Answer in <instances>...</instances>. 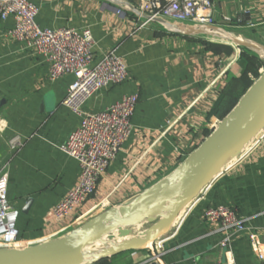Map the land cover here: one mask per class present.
Masks as SVG:
<instances>
[{"label": "crops", "instance_id": "obj_1", "mask_svg": "<svg viewBox=\"0 0 264 264\" xmlns=\"http://www.w3.org/2000/svg\"><path fill=\"white\" fill-rule=\"evenodd\" d=\"M28 1L38 7L36 22L42 28H89L94 61L110 50L124 61L125 81L94 93L83 111H100L129 93H136L138 100L130 132L95 192L69 216L48 221L51 208L79 175L77 162L59 149L79 122L62 104L73 77L50 81L47 61L10 37L12 17L0 19V172L8 173L7 197L17 211L18 240L23 244L64 235L171 173L225 116L219 119L211 111L231 74L244 70L247 57L260 61L258 74L264 69V0H211L213 25L157 17L140 28L145 15L138 10V0ZM240 39L255 42L257 51ZM12 135L22 141L14 150L7 145ZM216 206L246 218L264 251L260 148L223 171L183 210L177 227L161 238L162 264H264L242 233H234L228 246H219L218 224L203 217L206 208ZM146 226H135L132 234ZM153 243L91 264H140L154 254Z\"/></svg>", "mask_w": 264, "mask_h": 264}, {"label": "built area", "instance_id": "obj_2", "mask_svg": "<svg viewBox=\"0 0 264 264\" xmlns=\"http://www.w3.org/2000/svg\"><path fill=\"white\" fill-rule=\"evenodd\" d=\"M138 10L145 15V22L138 28L144 27L157 17L189 21L204 26L214 24L211 0H138ZM37 13L38 7L31 1L0 0V19L12 17L14 21L13 27L9 30L10 37L23 42L26 49H32L47 61L48 79L56 81L68 74L73 77L66 89L62 104L78 115L79 122L59 145V149L77 162L79 175L77 182L51 208L46 217L48 221H58L69 216L95 192L99 178L115 158L130 132L131 116L138 95L125 94L100 111H83V104L94 93L107 85L125 81L127 67L113 50L94 61V41L89 28H42L36 22ZM218 78L219 75L211 84H214ZM21 144L19 135H12L7 141L10 150L19 148ZM257 148L264 152V131L251 140L223 171ZM203 190L193 202L201 196ZM7 192L8 173L1 171L0 247L23 244L18 240L17 211L9 204ZM203 217L209 223L218 224V230L222 232L219 246H228L234 233H242L246 235L250 244L258 249V257L264 259L263 245L257 233L251 226L246 225V218L237 215L233 209L226 206L208 207L204 210ZM178 219L179 217L174 222L173 228L179 223ZM161 242L160 238L153 243L154 254L140 264H162ZM214 264L221 263L216 261Z\"/></svg>", "mask_w": 264, "mask_h": 264}, {"label": "water", "instance_id": "obj_3", "mask_svg": "<svg viewBox=\"0 0 264 264\" xmlns=\"http://www.w3.org/2000/svg\"><path fill=\"white\" fill-rule=\"evenodd\" d=\"M240 40L250 42L257 51L255 42ZM263 128L264 69L171 173L130 201L93 215L64 235L0 247V264H91L126 249L149 247L171 230L183 210ZM142 224L146 228L133 235L132 229ZM105 243L103 249H92Z\"/></svg>", "mask_w": 264, "mask_h": 264}, {"label": "trees", "instance_id": "obj_4", "mask_svg": "<svg viewBox=\"0 0 264 264\" xmlns=\"http://www.w3.org/2000/svg\"><path fill=\"white\" fill-rule=\"evenodd\" d=\"M260 64L258 58L247 57L246 66L244 70L238 75L231 74L227 79L226 83L219 92V96L212 107L211 113L217 118L221 119L226 115L233 106L237 103L241 95L246 91V89L253 82L248 73L252 72L254 77H258L257 67ZM209 132L207 131L206 134Z\"/></svg>", "mask_w": 264, "mask_h": 264}, {"label": "bare ground", "instance_id": "obj_5", "mask_svg": "<svg viewBox=\"0 0 264 264\" xmlns=\"http://www.w3.org/2000/svg\"><path fill=\"white\" fill-rule=\"evenodd\" d=\"M262 131H264V128L263 129H261V131H260V133L262 132ZM233 160H234V158H233ZM180 218V217H179ZM177 227V226H176ZM107 246V243H105V244H103V245H96V246H94L92 249H94V251H96L97 249H103L104 247H106Z\"/></svg>", "mask_w": 264, "mask_h": 264}, {"label": "rangeland", "instance_id": "obj_6", "mask_svg": "<svg viewBox=\"0 0 264 264\" xmlns=\"http://www.w3.org/2000/svg\"><path fill=\"white\" fill-rule=\"evenodd\" d=\"M179 22H183V23H187L188 21H179ZM248 76L251 80H253L255 77L252 75V72L248 73Z\"/></svg>", "mask_w": 264, "mask_h": 264}]
</instances>
